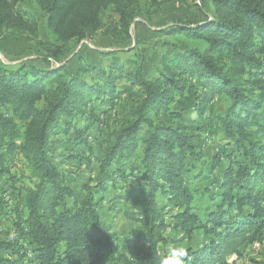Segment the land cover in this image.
Masks as SVG:
<instances>
[{
    "label": "trees",
    "instance_id": "16d2710c",
    "mask_svg": "<svg viewBox=\"0 0 264 264\" xmlns=\"http://www.w3.org/2000/svg\"><path fill=\"white\" fill-rule=\"evenodd\" d=\"M201 1L212 6L202 20L155 29L172 38L161 42L172 52L161 55L147 76L141 53L135 60L108 61L124 50L100 52L105 65L88 63L76 74L70 62L56 68L52 62L101 32L131 41L134 20L149 27L158 0H0V39L11 30L39 41L40 20L23 8L29 4L45 18L51 42L38 43L48 52L42 58L46 67L0 63V179L9 172L7 160L20 155L33 183L10 188L19 198L25 193V213L16 215L14 231L6 235L13 237L0 241V264H161L169 246L185 241L183 264H235L264 241V0ZM143 2L150 3L149 11ZM110 14L115 20L107 25ZM179 98L206 122L195 131L210 138L218 131L224 142L209 172L196 176L204 177L201 188L187 176L204 158V143L183 124L182 110H175ZM121 99L128 103L126 122L102 132L96 110L105 114ZM215 101L226 108L211 118L206 113ZM82 119L92 125L77 126ZM92 128L101 131L94 138L102 143L95 149L97 164L89 169L97 172L81 185L63 164L90 159ZM131 159L139 166L129 168ZM137 178L145 188L143 206L122 211L146 230L147 247H134L136 260L99 206L108 201V210L115 211V204L133 201L136 190L125 186ZM11 181L16 183L13 176ZM197 194L208 200L203 214L194 206Z\"/></svg>",
    "mask_w": 264,
    "mask_h": 264
},
{
    "label": "rangeland",
    "instance_id": "374dc122",
    "mask_svg": "<svg viewBox=\"0 0 264 264\" xmlns=\"http://www.w3.org/2000/svg\"><path fill=\"white\" fill-rule=\"evenodd\" d=\"M158 2L160 5L150 9L151 21L149 27L146 25L143 19L137 18L134 20L131 27V41L122 43L111 37L105 36L103 32H101L93 40L83 41L77 47H74L72 51L66 57H63L60 61L56 60L52 62L53 68L61 66L60 64H66L67 62H70L68 64V69L72 74H76L77 72H80L82 70L81 68L88 63L96 66H103L109 60L120 62L126 61L128 59L135 60L137 53H141L145 56L146 74L147 76H152L154 68L159 64L160 56L163 54H170L172 52L171 49L164 48L161 44L162 41H172V38L156 33L155 29L166 24L178 21L196 22L202 20L205 12H211L212 8L211 4L208 1L204 2L201 0H158ZM149 4L150 3L143 2L145 10L147 11H149ZM23 8L27 11H30L33 16L37 15L38 19L40 20L39 41L33 39L32 37H29V35H24L23 37L21 36V38L16 37L18 35L16 34L15 36L10 30L3 36L2 39H0V63L8 65L10 68L24 62L46 67L47 65L44 63L42 58H44L46 54H48V52L45 50L46 47L40 46L38 44L39 42H50L47 37L45 18H43L42 14L37 13L36 9L29 4H26L25 6H23ZM113 20H115L114 16L112 14L108 15L106 24H111ZM49 44H51V42ZM135 48L137 51L131 52L132 50H135ZM121 50H124L125 53L121 52L117 55L111 56L110 58H108V61L101 60L100 52L110 53L115 51L119 52ZM128 69L131 70L132 68L129 67ZM81 77L89 82L94 81L92 80L91 75L88 74L81 75ZM118 84L121 88L128 86L123 82H119ZM127 104V102H123V100L121 99L120 101H118L115 108L106 107V109H108V112L105 114H102L98 109L96 110V125L99 126L102 132L105 129L104 132L108 133L111 130L118 129L123 126L127 119ZM179 105L183 106V124L189 126L191 132L192 130L194 132L196 128L201 130L200 128H203V124H205L206 122L203 119H199L197 114L185 99L179 98L177 100V103L174 105L175 110L181 111V106ZM43 106V103L40 104V107ZM211 108L213 109L209 110L206 115L213 118V116L221 115L224 113L226 103L224 101H215V104H212L210 106V109ZM85 124L92 125V121L86 123L85 120L82 119L78 122L77 126L81 127L85 126ZM100 129H98L97 131L92 128L91 130H89V134H87L89 137V142L93 146V148L86 153V157L90 158L88 159V161L85 160L82 164L76 162L77 164L71 166L63 164V167L69 170L71 169L77 175V178L80 182H83V185L89 184L90 181L87 180V178L91 174L93 178V176H95L97 172L94 171L90 173L89 169L90 167L96 166L97 164L95 162V149L99 148L102 143L94 141V138H98L101 135ZM194 133L196 134V137L200 136L199 141L202 142V140H205V138H207V142L206 140L202 142V144H206V146L203 148L204 158L202 159V161L197 163L196 170L188 174L187 178H189L190 181L193 182L194 187L199 186V188H201L203 186L201 184L204 177L201 179H197V177L204 174L206 175L209 172V170L211 169V165L214 162V155L217 153L216 149L219 146H223L224 142L221 140V136H215L216 133H214L213 135L215 136L214 138L206 136L204 132L201 135L197 130ZM5 167L9 170V172L5 173L2 179H0V198H2L3 200V205L0 206V241H5L8 238L11 239L13 237V235H11L10 237H7L6 235L13 233L15 227L14 223L16 222V215L18 217V214L22 216L25 213L24 207L22 206L25 198V193H23L19 198V196L11 192V186L15 185V189H22L24 187L33 186V183H31L28 178L29 171L27 168V164L20 155H13L12 157H10L7 160ZM95 169H97V167ZM216 170L215 173L219 174V171ZM12 176L14 179H16L15 184L11 181ZM124 185L119 188L121 189L122 187H124ZM126 185L127 186L125 187H129L131 190H136V194L132 197L133 203L130 202L131 204L127 210L137 211L139 210L138 208H142L141 205L143 206V202L145 200V188L143 187L140 178H137L135 180L130 179L128 184ZM111 190V188L108 190L106 196L110 194ZM118 192L123 194L124 189L119 190ZM110 197H112V195H110ZM97 200H100V196L97 198ZM207 201V198H203L202 196H200V194L196 195L194 206L197 208L198 213L203 214L202 211L203 208H205ZM120 203L121 204L119 205V207L117 204H115V211H109L107 208L111 207V205L108 201H104L102 204L103 206L99 207V213L103 216L105 223H113L115 231L120 235L121 243L125 244V246L128 247L129 254L137 260L138 253L137 255H135L136 249H134V247H137V249L140 250H144L147 247V242L145 239L146 230L142 229L143 226L141 225H132L125 217V215H122V210L126 203ZM181 239L182 237L179 238L180 241ZM261 244L256 245V248L251 247V249H248V261H244L243 263L239 264H264V245ZM21 245L26 247V243L24 242L21 243ZM177 245L178 247L183 248V246L187 245V242L185 241V243L171 245L168 247V249L170 247H177ZM7 256L10 258L12 257L11 254H7ZM20 264L30 263L27 260H20Z\"/></svg>",
    "mask_w": 264,
    "mask_h": 264
},
{
    "label": "crops",
    "instance_id": "0c3cea01",
    "mask_svg": "<svg viewBox=\"0 0 264 264\" xmlns=\"http://www.w3.org/2000/svg\"><path fill=\"white\" fill-rule=\"evenodd\" d=\"M213 105H214V103H213ZM179 106H181V110H182V108H183V106L182 105H179ZM213 108H211L210 110H212ZM194 113V112H193ZM211 113V112H210ZM183 119H184V115H183ZM214 133H216L215 134V136H217L218 137V135L219 136H221L219 133H218V131H214ZM202 134V133H201ZM215 136H213L212 138H214ZM202 141H204V140H202ZM206 142H207V140H206ZM206 146V144L204 143V147ZM22 158V157H21ZM127 165H128V167L129 168H136V167H138L139 165H138V162H136L134 159H131V160H129L128 162H127ZM225 164H223L222 166H224ZM70 166V165H69ZM94 171H97V169H94ZM216 171H219V174L218 175H220V173H221V171H222V169H221V167H219ZM94 177V176H93ZM87 180H88V178H87ZM80 184L82 185L83 184V182H80ZM144 196H145V194H144ZM143 196V197H144ZM132 203H133V201H131ZM103 203H101L100 204V206H103L102 205ZM121 203L119 202V203H117V205H118V207H119V205H120ZM130 204L131 203H126L125 204V206L123 207V210H127L128 209V207L130 206ZM142 204V203H141ZM99 206V207H100ZM141 207H142V205H141ZM109 208V207H108ZM107 208V209H108ZM139 209V208H138ZM122 210V211H123ZM128 211V210H127ZM129 212H136V211H130L129 210ZM122 215H123V212H122ZM101 217L103 218V216L101 215ZM103 220H104V218H103ZM129 222L132 224V225H136L137 226V224H135V223H133V222H131L130 220H129ZM108 224H111V225H113V223H108ZM121 239V238H120ZM258 244H261V243H256V244H254V245H252V246H250L248 249H251V247L252 248H256V245H258ZM248 249L247 250H245V252L243 253V256L241 257V258H239V261L237 262L238 264L239 263H243L244 261H248V258H249V252L247 253V251H248Z\"/></svg>",
    "mask_w": 264,
    "mask_h": 264
},
{
    "label": "clouds",
    "instance_id": "9594fccd",
    "mask_svg": "<svg viewBox=\"0 0 264 264\" xmlns=\"http://www.w3.org/2000/svg\"><path fill=\"white\" fill-rule=\"evenodd\" d=\"M186 250L182 247H170L168 254L161 260V264H183Z\"/></svg>",
    "mask_w": 264,
    "mask_h": 264
},
{
    "label": "built area",
    "instance_id": "2783aa9c",
    "mask_svg": "<svg viewBox=\"0 0 264 264\" xmlns=\"http://www.w3.org/2000/svg\"><path fill=\"white\" fill-rule=\"evenodd\" d=\"M261 245H264V241L262 242ZM237 262H238V259L235 261V264H238Z\"/></svg>",
    "mask_w": 264,
    "mask_h": 264
},
{
    "label": "bare ground",
    "instance_id": "6f19581e",
    "mask_svg": "<svg viewBox=\"0 0 264 264\" xmlns=\"http://www.w3.org/2000/svg\"><path fill=\"white\" fill-rule=\"evenodd\" d=\"M238 261H239V259H238Z\"/></svg>",
    "mask_w": 264,
    "mask_h": 264
}]
</instances>
